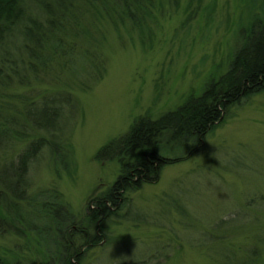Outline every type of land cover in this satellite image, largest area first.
I'll use <instances>...</instances> for the list:
<instances>
[{"label":"rangeland","instance_id":"1","mask_svg":"<svg viewBox=\"0 0 264 264\" xmlns=\"http://www.w3.org/2000/svg\"><path fill=\"white\" fill-rule=\"evenodd\" d=\"M263 2L153 0L139 26L126 18L116 26L96 18L105 33L101 38L94 32L90 43L100 42L89 45L92 59L76 58L74 77H61L75 100L56 122L59 129H27L24 139L11 134L1 142L0 178L9 180L4 168L30 139L41 140L27 164L24 199L16 202L19 220L0 225V260L29 264L54 258L58 264L61 241L83 249L95 234L88 214L111 189L117 203L108 202L111 213L96 218L104 221L102 231L80 264H224L225 255L233 256L232 264H264V242L256 237L264 231V198L258 199L264 197V91L223 112L193 153L185 150L188 143L163 139L159 152L168 163L157 178L139 187L130 179L120 196L113 186L124 180L132 158L119 163L100 151L136 119L173 110L224 72L238 27L262 19ZM14 82L0 86V104L7 105L5 114L17 116L28 101L52 96L61 86ZM77 83L90 87L84 91ZM22 94L28 100L17 98ZM34 107L30 112L38 113Z\"/></svg>","mask_w":264,"mask_h":264},{"label":"trees","instance_id":"2","mask_svg":"<svg viewBox=\"0 0 264 264\" xmlns=\"http://www.w3.org/2000/svg\"><path fill=\"white\" fill-rule=\"evenodd\" d=\"M153 5V0H0V86H8L13 81L19 87H28L35 82L61 84L52 96H40L37 102L28 101L30 105L21 110L18 116L5 114L9 112L4 109L7 105L4 107L0 104V146L11 134L16 140L24 139L27 129L46 134H53L59 129L56 122L68 113V105L75 100L68 86L63 85L61 77H74L76 58L92 59L94 51H88L89 45H98L100 40L95 44L90 40L95 31L100 32L101 38L105 33L97 26L96 18H105L113 26L126 18L130 25L139 26L150 15L149 9ZM84 36L86 41L82 40ZM236 36L237 45L228 55L224 72L208 79L200 93L191 95L173 110L155 119L145 115L136 119L127 132L101 147L100 151L105 152L107 159L117 157L120 163L121 159L132 158L124 166V180L113 186L119 196L123 188L127 189L130 179H135L134 184L139 187L141 183L157 178L160 166L168 163L167 158L159 152L163 139L188 143L185 150L188 148V153H193L200 148L205 134L223 120V112L226 114L229 107L241 99L264 91V17L239 26ZM9 38L15 40L10 41V45L5 44ZM16 40H20V43H15ZM101 68L97 71L103 70ZM100 73H97L98 76ZM77 85L84 91L90 87L85 83ZM23 95L17 98L28 100ZM34 106L38 113L30 112ZM40 144L41 140L30 139L16 159H12L4 168L9 180L0 178V225L4 222L15 226L14 221L19 220L15 212V209L18 210L16 202L24 199L27 164ZM106 193L104 199H96L95 208L88 214L95 230L93 238L86 239L85 232H80L81 237L86 239L81 244L83 249L69 248L67 241H61L64 253L58 258V264H80L84 249L92 246L93 239L102 231L104 221L99 219L97 222L96 218L111 213L108 202L117 203L111 189ZM258 233L261 234L256 237L260 236L264 242V231L261 229ZM250 254L256 256L257 252L252 250ZM53 259L31 261L29 264H52ZM233 260L232 255L224 256V264H232ZM0 264L11 263L0 260Z\"/></svg>","mask_w":264,"mask_h":264},{"label":"bare ground","instance_id":"3","mask_svg":"<svg viewBox=\"0 0 264 264\" xmlns=\"http://www.w3.org/2000/svg\"><path fill=\"white\" fill-rule=\"evenodd\" d=\"M56 238V237H55ZM59 238V237H58ZM55 240V239H54Z\"/></svg>","mask_w":264,"mask_h":264}]
</instances>
